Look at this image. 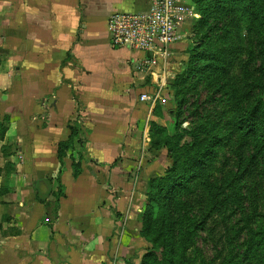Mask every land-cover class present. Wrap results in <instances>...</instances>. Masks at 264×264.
Returning <instances> with one entry per match:
<instances>
[{
	"label": "crops",
	"instance_id": "1",
	"mask_svg": "<svg viewBox=\"0 0 264 264\" xmlns=\"http://www.w3.org/2000/svg\"><path fill=\"white\" fill-rule=\"evenodd\" d=\"M151 3L0 0V264L140 263L136 207L169 164L150 122L178 43L147 63L111 46L108 19ZM70 126L77 177L71 149L58 156Z\"/></svg>",
	"mask_w": 264,
	"mask_h": 264
},
{
	"label": "rangeland",
	"instance_id": "2",
	"mask_svg": "<svg viewBox=\"0 0 264 264\" xmlns=\"http://www.w3.org/2000/svg\"><path fill=\"white\" fill-rule=\"evenodd\" d=\"M180 3L183 11L177 30L185 36L176 41L177 51L171 60L168 83L156 102L159 116L155 119L173 140L180 136L179 145L185 148L214 136L209 132L212 127L205 124H216L220 138L218 142L213 140L216 144L205 161L206 178L195 180L192 192L184 197L189 219L183 224L192 229L187 252L192 264H232L243 259L246 233L256 228L264 214L263 163L259 164L258 155L255 161L244 160L258 148H253L251 140H244L243 132L234 128L240 118L236 107L247 111L256 104V97L264 100V55L259 43L262 13L251 16L252 10L261 5L245 7L244 0ZM148 142L151 144V137ZM162 149L170 164L166 147L153 149L152 154ZM183 151L185 155L192 152L183 148L179 155ZM234 173L239 179L231 198L227 182ZM147 188L136 207L140 208L137 215L144 253L152 246V240L141 234ZM141 260L142 257L139 264Z\"/></svg>",
	"mask_w": 264,
	"mask_h": 264
},
{
	"label": "trees",
	"instance_id": "3",
	"mask_svg": "<svg viewBox=\"0 0 264 264\" xmlns=\"http://www.w3.org/2000/svg\"><path fill=\"white\" fill-rule=\"evenodd\" d=\"M221 1L225 2V0ZM244 2L245 7H252L253 4L261 5L259 9L252 10L254 14L251 16L258 17L259 13H262L259 23L261 26L259 31L261 41L259 43L262 45V55H264V0H244ZM261 87L264 89V86ZM255 101L256 104L247 111H242L241 108L236 107L235 110L239 111L240 118L236 121L234 128L239 129L240 133L243 132L242 138L244 140H251L253 148H258V152L249 154L244 160L255 161L258 155L261 160L259 164L263 163L264 167V100L259 96L255 98ZM153 111L156 116H159L157 104ZM176 119L177 115L174 112V120ZM209 125L212 127L209 132H212L214 136H206L200 139V142L195 143L194 141L190 147L185 148L179 145L180 136L173 140L164 126L156 120L150 122L149 134L152 150L166 147L167 156L172 161L159 176L152 177L148 181L147 202L142 213L143 227L141 234L144 238L152 240V246L146 249L141 264H192L187 256L192 229L190 226L183 224L184 220L189 219L186 217L188 207L184 197L192 192L195 180L201 176L206 178L205 161L209 158L208 153L213 151V145L216 144V142L213 144V140L216 139L218 142L220 138L217 134L216 124L214 122L205 124L208 128ZM69 129V138L59 145L58 156L62 157L66 149H71L73 173L77 177L81 171L83 158L73 146V142L77 137V129L73 126H70ZM0 131L2 135L5 128L1 127ZM183 148L186 151L191 150V154L185 155L183 151L179 155V151ZM196 148L198 150H195ZM230 179L232 185L231 182H227V189L229 191L228 195L232 198L236 189L234 183L239 179L238 174L234 173L230 176ZM246 236L242 242L244 247L241 250L243 259L235 260L232 264H264V214L263 218L256 223V228H252L250 232L246 233ZM245 242L247 244L244 246ZM202 264L207 263L203 262Z\"/></svg>",
	"mask_w": 264,
	"mask_h": 264
},
{
	"label": "built area",
	"instance_id": "4",
	"mask_svg": "<svg viewBox=\"0 0 264 264\" xmlns=\"http://www.w3.org/2000/svg\"><path fill=\"white\" fill-rule=\"evenodd\" d=\"M182 11L180 0H152L145 11L114 13L108 19L110 44L148 53L147 63L159 56L166 60L170 46L182 38L177 30ZM140 99L153 101L147 94Z\"/></svg>",
	"mask_w": 264,
	"mask_h": 264
}]
</instances>
